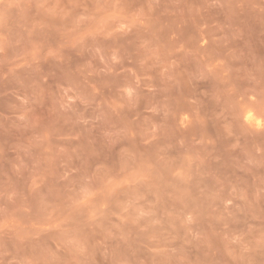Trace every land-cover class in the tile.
Listing matches in <instances>:
<instances>
[{
	"label": "rangeland",
	"instance_id": "374dc122",
	"mask_svg": "<svg viewBox=\"0 0 264 264\" xmlns=\"http://www.w3.org/2000/svg\"><path fill=\"white\" fill-rule=\"evenodd\" d=\"M0 264H264V0H0Z\"/></svg>",
	"mask_w": 264,
	"mask_h": 264
},
{
	"label": "bare ground",
	"instance_id": "6f19581e",
	"mask_svg": "<svg viewBox=\"0 0 264 264\" xmlns=\"http://www.w3.org/2000/svg\"><path fill=\"white\" fill-rule=\"evenodd\" d=\"M250 108V107H249ZM246 110V109H245ZM250 110V109H249ZM246 112V115L244 116V117H246V119L248 120V121H255V123H257V125L258 124H260L261 122V120H260V118L259 117H255L254 115H253V113H251L250 111H245ZM248 123V122H247Z\"/></svg>",
	"mask_w": 264,
	"mask_h": 264
}]
</instances>
